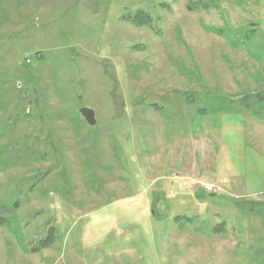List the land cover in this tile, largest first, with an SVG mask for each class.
Instances as JSON below:
<instances>
[{"label": "rangeland", "instance_id": "obj_1", "mask_svg": "<svg viewBox=\"0 0 264 264\" xmlns=\"http://www.w3.org/2000/svg\"><path fill=\"white\" fill-rule=\"evenodd\" d=\"M260 14L0 0V264H264Z\"/></svg>", "mask_w": 264, "mask_h": 264}, {"label": "crops", "instance_id": "obj_2", "mask_svg": "<svg viewBox=\"0 0 264 264\" xmlns=\"http://www.w3.org/2000/svg\"><path fill=\"white\" fill-rule=\"evenodd\" d=\"M253 1H254V6L264 7V0H253ZM260 15H264V14H260ZM242 108L249 109L244 104H242L240 106L241 110H243ZM251 108L253 110H259V109H261V106L257 104V105L251 106ZM204 109L206 111H210L212 113L218 112V111H225L226 112L225 113L226 117L231 116L233 114V112H235V115L238 114V115H241L243 117V112L241 110L238 111V110L233 109L232 107L222 106L221 104H219V105H217L215 107L206 106ZM229 111H231L232 113H229ZM251 118H252V129H253V134H252V137H251V144H252V149H253V157H254V155L255 156L257 155V157H254L255 160H256L259 157L258 154H259V151H260L261 147H264V137H261L258 134L259 131L257 130V126H256L257 123H260V115H259V113L258 112L252 113V117ZM256 163H258V162H255V164Z\"/></svg>", "mask_w": 264, "mask_h": 264}, {"label": "water", "instance_id": "obj_3", "mask_svg": "<svg viewBox=\"0 0 264 264\" xmlns=\"http://www.w3.org/2000/svg\"><path fill=\"white\" fill-rule=\"evenodd\" d=\"M79 113L83 117V119L87 122V124L93 126L96 123L95 113L93 109L82 106L79 108Z\"/></svg>", "mask_w": 264, "mask_h": 264}, {"label": "built area", "instance_id": "obj_4", "mask_svg": "<svg viewBox=\"0 0 264 264\" xmlns=\"http://www.w3.org/2000/svg\"><path fill=\"white\" fill-rule=\"evenodd\" d=\"M204 188L208 191H214V188L212 185H204Z\"/></svg>", "mask_w": 264, "mask_h": 264}]
</instances>
